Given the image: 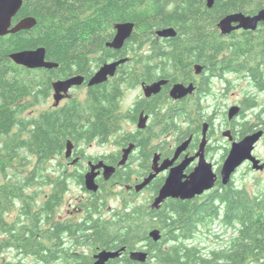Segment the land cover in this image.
Here are the masks:
<instances>
[{
    "label": "trees",
    "instance_id": "obj_1",
    "mask_svg": "<svg viewBox=\"0 0 264 264\" xmlns=\"http://www.w3.org/2000/svg\"><path fill=\"white\" fill-rule=\"evenodd\" d=\"M170 2L176 6L166 10ZM21 6L13 22L33 18L36 25L0 37V138L7 141L3 147L8 153L2 166L7 168V162L18 159L25 162L26 173L16 182L0 183V231L10 233L9 241H0V245L22 246L27 256L51 257L43 246L38 249V223L51 220L70 182L82 184L76 175L54 177L52 159L82 127L68 113L56 118L52 111H45L36 118L25 117L31 106L49 96L53 71L25 69L13 63L10 55L41 47L48 62L67 70L68 64H80L83 55L102 48L115 23L132 22L137 38H151L154 31L173 27L176 38L182 40L172 44V54H190L192 62L210 64L215 71L248 72L264 87V23L255 32L227 36H221L217 28V22L228 14L255 15L264 10V0H217L211 9L205 0H23ZM31 187L35 189L28 193ZM154 188L157 191L158 185ZM18 201H22L26 234L23 228L10 230L5 217L7 205ZM102 203L98 210L92 201L86 211L87 223L81 230L89 246L85 254L124 247L126 254L146 252L148 262L157 264H264V201L249 200L243 190L221 187L202 199L167 200L158 210L124 201L107 218L102 216L106 202ZM214 224L235 235L224 247H202V241L196 240L202 239V232L203 241L210 240ZM152 229L161 232L159 242L149 239ZM69 258L75 264L91 262L85 255Z\"/></svg>",
    "mask_w": 264,
    "mask_h": 264
},
{
    "label": "flooded vegetation",
    "instance_id": "obj_2",
    "mask_svg": "<svg viewBox=\"0 0 264 264\" xmlns=\"http://www.w3.org/2000/svg\"><path fill=\"white\" fill-rule=\"evenodd\" d=\"M175 6L176 4L170 2L166 10L174 9ZM117 24L122 23L113 24L112 31L103 40L102 48L83 55L82 63H70L67 70L60 68L63 66L59 64H55L51 70H38L53 71V77L49 81V96L36 105L42 107L50 102V106L39 111L36 117L45 111H52L56 118L68 113L76 116L78 126L82 127L75 136L66 140L63 150L52 157V169L56 178L57 174L62 175L61 177L76 175L82 180L79 187L83 191V196L65 199L68 195L66 190L60 195V202H56L51 220L38 223L35 234L38 249L43 246L45 253L51 254L50 258L39 260L31 254L27 256L22 246L17 249L15 245H0V256L2 253L9 255L12 252L18 257L32 259L37 264H75L69 255L81 257L89 250V246L84 244L81 230L86 226V211L92 201L97 202L95 207L100 210L102 201L107 199L108 191L109 196L115 195L117 196L115 198L123 202L138 201L141 196L147 194L145 201L150 208L149 204L158 196V190L163 186L171 170L189 161L183 171L185 176H189L197 167L200 154H203L206 164H211L212 172L216 175V183L212 190L196 198L202 199L209 193L227 186L232 191L243 190L249 200L264 201V169L255 171L252 164L245 161L231 175L227 185H222L220 176L223 162L233 144L260 130L264 132V121L260 120V117H255L254 120L257 121L248 119L249 110H256L260 106L253 98L254 94L249 93L228 107L229 109L237 107L239 111L231 120L228 118L229 109L226 111L227 120L223 124L224 127H219V135H215L216 118L210 116L203 120L202 113L204 103L211 106L209 101L214 98L216 89L214 86L218 82L230 86L232 76L244 78L248 88L252 89L255 95L264 91V87L260 85L262 83L258 84L248 72L237 74L215 71L210 64L205 66L192 62L190 54L176 56L171 53L172 44L182 39L159 38L156 36L157 31L153 32L154 36L151 38H137L135 35L138 33L134 24L131 36L125 39L121 48L107 46L113 42L116 35L114 26ZM121 61L122 63L117 64L103 80L90 84L91 79L101 68ZM197 65L201 67L198 73L195 70ZM74 77L82 78V82L72 85L64 92L56 89V84ZM158 83L161 84L155 87ZM177 85L184 88L192 86V91L180 96L179 99L174 98L171 91ZM151 87H154L153 90ZM250 104H253L252 108H249ZM204 123L208 129L206 144L201 150ZM262 136L252 154L263 163L264 158L257 157L256 154L258 145L264 139V135ZM188 140L186 149L175 157L177 149ZM67 143L71 147V154L68 157ZM217 153H221L219 159L216 157ZM92 167L96 168L93 170ZM162 167L165 168L161 169ZM244 167L248 169L247 175L250 177L248 187L238 185L236 182V175ZM106 168L111 170L110 177L105 174ZM156 169L159 173L151 183L143 190L135 192L136 186ZM90 172L97 174L94 181L98 185V190L94 193L88 192L83 182L85 175ZM156 185L158 189L154 191ZM40 200L39 197L37 202L39 208L42 203ZM64 205H68V213L63 212ZM7 206L5 217L8 223H11L10 230L23 228L26 234L22 201ZM59 228L61 233L58 232ZM9 235L10 233L1 234L0 231V241H9ZM102 250L105 249H97L87 257L91 260L89 264L94 262L93 257ZM130 252L122 253L120 258L111 260L108 264H139L129 260Z\"/></svg>",
    "mask_w": 264,
    "mask_h": 264
},
{
    "label": "water",
    "instance_id": "obj_3",
    "mask_svg": "<svg viewBox=\"0 0 264 264\" xmlns=\"http://www.w3.org/2000/svg\"><path fill=\"white\" fill-rule=\"evenodd\" d=\"M217 0H205L206 7L211 9ZM23 0H0V37H4L9 34H16L21 31L31 30L35 25L36 21L33 18H25L19 20L14 23L13 18H16L17 14L21 9V5ZM217 28L221 34V36H227L234 32H255L260 24L264 23V10L259 11L255 15H246L244 13H232L223 17L219 22H217ZM133 24L131 23H122L114 26L116 30V35L113 39V42L108 44L107 46L113 48H121L125 42V39L131 36L133 30ZM156 36L159 38L169 39L177 36V33L174 28L168 27L157 30ZM46 52L44 48H37L33 50H24L17 52L15 54L10 55V59L18 66H21L28 70H36V69H47L51 70L56 65L54 63L48 62L46 60ZM121 62L114 63L111 65H106L100 69V71L92 78L90 84H95L103 80L105 76L113 71L117 64ZM195 70L198 73L201 70L200 66H195ZM82 78L74 77L72 79L66 80L64 82H60L56 84V89L58 90H67L72 85H77L82 82ZM161 83L155 85V87L159 86ZM192 87V86H191ZM190 86L184 88L182 85H177L171 91V96L174 98H178L192 91ZM154 88V87H153ZM151 87L150 89L153 90ZM149 89V90H150ZM239 108L231 107L228 112V118L231 120L235 116H237ZM202 144L201 150L204 148L206 144V133L208 126L204 123L202 125ZM264 135L263 130L258 131L257 133L250 134L245 136L240 142L233 144L232 149H230L225 161L223 162V166L221 169V182L222 185H227L230 181L231 175L243 164L245 161L250 162L252 164V168L255 171H261L264 169V162H260L257 160L252 152L255 148V145L261 140ZM189 140L181 145L175 152V157L178 154L185 150ZM66 157L70 156L71 147L70 144L67 143ZM189 161L184 162L180 166L174 168L169 173L168 177L165 178V182L160 190H158V196L154 199V201L149 204L151 210H158L162 203H164L167 199H176L183 201L193 200L196 197L202 196L205 192H208L214 188L216 183V175L212 172L211 164H206L203 154L199 155V163H197V167L194 171L189 175L185 176L183 171ZM96 167H92L94 170ZM165 167H162L163 169ZM159 169V170H161ZM110 168H106V176L110 177L111 172ZM159 171L156 169L153 174H150L145 180L136 186V191L139 192L146 188L153 178L158 175ZM97 174L90 172L87 173L84 177V187L88 192H97L98 185L94 181L96 179ZM185 179V180H184ZM184 180V181H183ZM148 237L152 240V243L159 242L162 235L161 232L157 229H152ZM126 249L124 247L118 249L117 251H109L102 250L99 254L94 258V262L91 264H108L109 261L120 258L122 253H124ZM129 260L131 262H136L139 264H145L148 262L147 253L144 251H131L129 253Z\"/></svg>",
    "mask_w": 264,
    "mask_h": 264
},
{
    "label": "rangeland",
    "instance_id": "obj_4",
    "mask_svg": "<svg viewBox=\"0 0 264 264\" xmlns=\"http://www.w3.org/2000/svg\"><path fill=\"white\" fill-rule=\"evenodd\" d=\"M231 81V88L230 86L228 87L224 82H218L216 86V89L214 90V98L211 99L209 101V103L211 104L208 105V103H204L203 104V115L206 117H214L216 118L215 121L217 122L216 127H215V135H219V127H224V122L225 120H227L226 117V111L229 109L228 107L233 103V102H237L239 100H242L243 97H245L247 94L251 93V95L254 94L253 98L257 101V103L260 105L256 110H249V117L248 119L250 121H257L254 120L255 117H260L259 119L264 121V91L261 93H258L255 95V92L252 91V89L248 88V83L246 81V79L242 78L239 79V77L237 76H232L230 78ZM233 84V85H232ZM48 106H50V102H48L45 106L42 107H38L36 105L31 106L32 108H30L25 114V117H36L38 115V112L43 110V109H48ZM260 115V116H259ZM5 143H7V141L5 139L0 138V183H3L7 180L12 181V182H16L17 179H21L25 173H26V167L23 165V163L25 164V162L23 161H19L18 159L15 161H13V164H11L10 162H7V168H4L2 166V163L4 161L5 158H7L6 155H8V153H6V150H4L5 148L3 146H5ZM21 154V152H20ZM257 157H261L264 158V139L263 141L258 145L257 147V151H256ZM221 156V153L216 155L217 159H219V157ZM21 157V156H19ZM18 157V158H19ZM10 163V164H9ZM2 167L4 168V170H2ZM248 174V169L246 167L242 168L240 173L238 175H236V182L238 185H246V187L249 186L250 183V177L247 175ZM245 187V188H246ZM35 187H31L29 188V190H27L28 193L34 191ZM37 190L39 189L36 188ZM40 191V190H38ZM45 191H47L45 189ZM110 192V191H108ZM107 192V199H106V205L104 206L105 208L103 209L102 212V216H107L109 217L111 215V212L119 209V207L121 208V204L123 203V201L118 200L117 196L115 195H111L109 196V193ZM83 191H81L79 185L75 184L74 182H70V184H68V195H66L65 199L68 198H75V197H82L83 196ZM39 197L42 198V194H39ZM147 197V194H144L143 196H141L138 201H133V203L135 204H146L147 202L145 201V198ZM145 201V202H144ZM73 202V201H72ZM74 205V202L72 203ZM68 205H64L63 208V212L68 213V209L67 208ZM11 218V217H8ZM11 220V219H10ZM211 232H212V237L210 238V240H206L203 241V239L205 238L204 232H202L200 234V238L202 239H198L196 241L200 242L202 241L201 246L202 247H224L228 244L229 242V238L231 239L232 236L235 235V233L230 232L229 230H222L221 226L219 224H214L213 227L211 226ZM215 239V240H214ZM217 240V241H216ZM214 242V243H213ZM86 257L89 256V254H85ZM7 262H9L10 264H37L35 263L32 259H24L23 257H18L16 254L10 252L9 255H7V253H2L0 256V264H7ZM148 264H157L156 262H149Z\"/></svg>",
    "mask_w": 264,
    "mask_h": 264
}]
</instances>
